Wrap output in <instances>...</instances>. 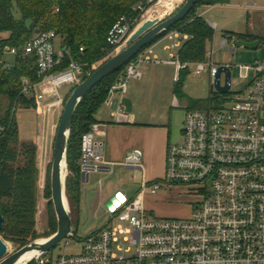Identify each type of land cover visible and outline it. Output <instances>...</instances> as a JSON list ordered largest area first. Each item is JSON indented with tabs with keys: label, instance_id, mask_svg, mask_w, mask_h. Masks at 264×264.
Segmentation results:
<instances>
[{
	"label": "built area",
	"instance_id": "built-area-1",
	"mask_svg": "<svg viewBox=\"0 0 264 264\" xmlns=\"http://www.w3.org/2000/svg\"><path fill=\"white\" fill-rule=\"evenodd\" d=\"M253 6L254 3L248 5ZM136 9L144 11L143 2ZM140 21L138 17L123 16L113 26L108 40L115 50ZM58 37L55 30L40 31L23 47H0V56H4L0 60V79L2 70L11 67L6 55L25 58L36 54L41 81L33 83L23 78L22 94L39 100L37 90L46 86L53 99L39 106L42 114L63 109L66 96L61 89L66 85L76 87L95 70V64L89 67L87 62L73 58L65 66L70 49L59 46ZM230 41L231 36L226 35L222 44L227 46ZM80 50L84 52L85 48ZM212 58L213 53L207 61L195 65L199 71L207 70L215 83L220 67L233 70L234 66H217ZM146 61L152 59L143 53L130 60L111 88L106 102L116 106L113 114L119 123L130 121L124 99L129 81L142 78L141 65ZM172 62L179 70L191 65L179 56ZM242 68L250 82L226 106L187 112L184 141L169 146L162 181L144 180L139 194L132 198L121 190L112 195L105 204L110 218L101 228L86 236L78 237L77 233L63 239L67 247L77 238L81 244L77 252L57 257L53 250L40 252L27 264H264V62ZM223 77L226 79L225 73V85ZM101 127L95 123L82 136L80 167L84 179L94 171L111 168L104 158ZM143 155L142 149L130 150L122 165L142 170ZM177 184L187 185L199 196L192 213L184 218L149 214L144 196L156 195L166 186Z\"/></svg>",
	"mask_w": 264,
	"mask_h": 264
},
{
	"label": "trees",
	"instance_id": "trees-1",
	"mask_svg": "<svg viewBox=\"0 0 264 264\" xmlns=\"http://www.w3.org/2000/svg\"><path fill=\"white\" fill-rule=\"evenodd\" d=\"M154 1V0H153ZM147 0H0V33L9 36L0 39V47L6 45L23 47L40 31L55 30L59 46L68 47L65 66L71 58L82 60L92 67L103 61L114 50L108 37L113 26L123 17H138L153 2ZM218 0H198L192 12L177 23L169 32L179 30L188 34L179 51L183 62H204L208 60V44L214 37V28L206 18L197 14V8ZM143 2L145 10L136 9ZM178 7V6H177ZM32 20L28 26L27 20ZM138 23V22H137ZM135 26V25H134ZM133 26V27H134ZM168 32V33H169ZM237 39L248 41L261 40L260 36L246 33L233 34ZM262 41V40H261ZM85 48L81 52V47ZM149 47V46H147ZM146 47V48H147ZM4 56H0L2 60ZM126 65L114 74L98 83L79 104L72 123L68 148V167L71 171L66 180L67 194L72 202L79 200L81 191L80 165L82 156V136L97 123L96 113L109 97L112 86L126 70ZM189 70L181 72L176 91L185 97L184 85ZM33 83L41 81L38 75L36 54L28 57H16L14 64L2 70L0 95L9 100L6 113L0 116V211L5 216V224L0 233L6 239L16 240L22 246L39 237L37 228L39 165L36 142L20 144V129L15 112L18 106H39V100L22 94L23 78ZM74 90V89H73ZM66 96L68 100L72 91ZM220 97H211L209 101L193 100L191 109H214L221 105ZM46 194L52 196L51 180L48 179ZM50 227L52 234L58 229V219L53 201L50 205ZM48 235V236H50Z\"/></svg>",
	"mask_w": 264,
	"mask_h": 264
},
{
	"label": "rangeland",
	"instance_id": "rangeland-1",
	"mask_svg": "<svg viewBox=\"0 0 264 264\" xmlns=\"http://www.w3.org/2000/svg\"><path fill=\"white\" fill-rule=\"evenodd\" d=\"M158 1L159 0H154L148 8H146L141 17V21L135 23L133 30L142 21H144V15L152 6L155 7L157 14L156 18H160L161 15L162 18H164L169 16L172 12H175L185 0L178 5V7L175 5L171 10H166L157 5ZM219 1L220 4L216 6L213 12L208 16L212 23H217L218 25L214 31L212 41L208 44V52L213 53L212 61L215 65L220 66L229 64L234 66L232 70V86L227 93L218 92L216 89L213 90L212 85L214 84V81L212 80L210 73L207 70L199 71L195 65L191 64V73L184 89L185 97L180 98V107L172 108L170 101L167 99L163 101L162 104V113H166L167 121H171L175 125L173 130V143L179 144L184 141L182 130L187 112L191 110V108H189V103L191 101H209L211 97H220L221 102L217 104L216 101H213L214 105H221L220 107L226 106L233 96L238 92L244 91L250 82L248 78L244 77L246 70H244L242 66L254 65L257 61L264 62V0ZM251 3H254L253 9L247 8V6ZM234 32L260 36L262 40L261 44L256 49L240 47L238 45H234L232 41L229 42V45L224 46L222 43L226 35ZM130 34L126 37L118 49L115 50L114 48V52H112L107 58L96 63L95 69H97L119 50L123 49L126 46V42ZM5 59L12 66L16 61V56L8 54L5 56ZM223 83H225L224 77ZM74 88V86L66 85L61 89V93L63 96H67ZM37 95L39 98V106H43L53 99V97L46 92V86L38 88ZM8 105V98L5 95H0V116L6 113ZM153 105L151 104L150 107H153ZM39 106L37 105L34 109L31 108V106H18L15 116L19 124L21 146L24 143L35 142L37 140L36 136L39 132H41L42 135H45L44 138L49 151V154L46 152L48 182V179L51 180L55 136L64 107L63 109L60 108L52 112L51 114H42ZM142 176L143 172H136L124 166L114 168L111 172H102L97 176L94 172H92L91 180L85 183V185H95L89 194V202L87 205L83 202L80 209L76 204L72 212L73 221L78 229V237L86 236L95 229L100 228L110 218V215L106 212L105 206L102 205L100 201L102 198L108 199L112 195L114 185L117 184L120 186V188L123 189L130 198H132L136 196L139 191V183L143 179ZM46 188L47 184L42 187V189L38 190L37 230L39 237L35 240L47 238L49 237L48 235L52 233L50 227V205L52 202V196L48 197L46 194ZM199 200V196L190 192L187 185L177 184L168 187L166 186L156 195L148 194L145 200V206L149 211V214L152 216L184 218L192 213L194 205L196 206ZM0 236L8 246L7 256H10L22 247V244L16 240L6 239L1 233ZM80 245L81 244L77 238H74L73 243L67 247H65V243L62 240L53 249L54 256L57 257L58 255L64 253L77 252Z\"/></svg>",
	"mask_w": 264,
	"mask_h": 264
},
{
	"label": "crops",
	"instance_id": "crops-1",
	"mask_svg": "<svg viewBox=\"0 0 264 264\" xmlns=\"http://www.w3.org/2000/svg\"><path fill=\"white\" fill-rule=\"evenodd\" d=\"M147 1L150 2L151 0ZM174 1L175 5L178 6L184 0H181V2L180 0ZM219 4V0L213 4H203L199 6L196 11L198 15L206 18L207 22L214 30L218 25L217 23H212L208 16ZM247 8L253 9L248 6ZM235 33L238 32L227 34L231 36L232 42L238 40L236 36L233 35ZM8 36L9 33H0V39ZM188 38V34L182 33L179 30H174L167 33L141 52L146 57L152 59V61L142 63V78H132L129 81L128 90L124 99L126 111L130 114L129 122H117L113 114L116 106H111L107 104V102H105L96 113L97 123L102 125L101 135L99 137L105 142L104 158L111 168L108 170L94 171V174L97 176L102 172H111L114 168L123 166L122 163L125 156L130 150L136 148L142 149L144 153L143 169L134 170L136 172H143V179L139 183V191L136 196L139 194L144 180L151 182L162 181L166 174L167 154L169 146L173 144V130L175 125L171 121H167L166 113H162V104L163 101L167 99L170 101L172 108L180 107L181 97L178 95L176 87L181 72L185 69L179 70L178 65L173 63L172 60L179 56L180 48ZM173 44L177 45L173 47ZM209 54L211 53L208 52L207 56H209ZM196 63L198 62H191L190 64L195 65ZM188 70L189 74L186 78L184 89L191 73L190 67ZM177 77H179L178 80ZM151 104H154L153 107H150ZM44 136L45 135L39 132L36 136L37 140L35 141L38 146L39 190L47 184L48 178L46 152L49 154V151ZM79 165H81V160L79 161ZM70 172L68 167L67 173L69 174ZM91 174L88 179H84L80 167L82 184L79 200L73 203L69 198L72 212L76 204L79 209L83 202L85 205L88 204L89 194L95 187L94 184L85 185V183L91 180ZM119 190L124 191L117 184L114 185L112 195ZM147 195L148 194L144 196V200H146ZM109 198H102L100 201L101 204L105 206Z\"/></svg>",
	"mask_w": 264,
	"mask_h": 264
},
{
	"label": "water",
	"instance_id": "water-1",
	"mask_svg": "<svg viewBox=\"0 0 264 264\" xmlns=\"http://www.w3.org/2000/svg\"><path fill=\"white\" fill-rule=\"evenodd\" d=\"M198 0H185L175 12L164 18L147 19L140 23L130 34L126 46L115 53L107 61L101 64L94 72L78 84L65 103L63 114L58 125L54 142V159L51 169L52 201L58 219L57 231L47 238L34 240L22 246L15 253L7 256L8 246L0 236V264H16L20 257L29 250L37 252H49L64 238L75 237L78 229L73 221L72 210L67 194L66 180L68 170V148L71 136V129L76 110L86 95L106 77L117 72L130 60L140 54L147 46H150L165 36L177 23L184 20L195 8ZM28 26H32V20H27ZM35 33H40L36 29ZM261 40L248 41L238 39L236 45L248 49H256L260 46ZM223 73L226 75L225 85H222ZM232 69L227 66L220 67L216 81L212 89L218 92L227 93L231 89ZM3 128H0V136ZM110 206V203L107 204ZM5 216L0 211V231L5 224ZM35 259V258H34ZM32 259L29 262H32Z\"/></svg>",
	"mask_w": 264,
	"mask_h": 264
},
{
	"label": "bare ground",
	"instance_id": "bare-ground-1",
	"mask_svg": "<svg viewBox=\"0 0 264 264\" xmlns=\"http://www.w3.org/2000/svg\"><path fill=\"white\" fill-rule=\"evenodd\" d=\"M157 5L161 6L162 8L166 10H171L175 6V1L174 0H159ZM156 15L157 14L155 11V7L152 6L151 8L148 9L147 13L144 15L143 20L145 21L147 19L156 18ZM160 18H162V15L160 16ZM39 253L40 252H37L36 250H29L20 257V259L18 260L16 264H27L29 261L34 259Z\"/></svg>",
	"mask_w": 264,
	"mask_h": 264
}]
</instances>
